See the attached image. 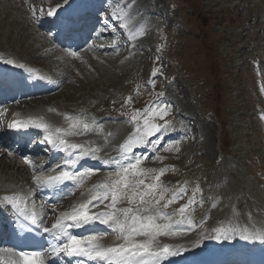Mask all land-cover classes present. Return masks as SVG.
<instances>
[{"label": "rangeland", "instance_id": "rangeland-1", "mask_svg": "<svg viewBox=\"0 0 264 264\" xmlns=\"http://www.w3.org/2000/svg\"><path fill=\"white\" fill-rule=\"evenodd\" d=\"M0 1V47L14 46L16 51L29 55L31 60L42 62L43 59L39 57L37 59L34 51H31L32 48L25 41L26 37L15 31L18 25H26L25 21L21 20L25 19L22 14L18 16L19 18L17 17L19 21L14 19L16 14L11 10L14 6L10 4H14L15 0ZM41 1V5L55 4V0ZM156 1L165 7L162 12H165L169 19L170 3L165 0ZM178 1L179 8L184 9V3L181 0ZM151 2L152 0H147V3ZM189 2L194 4L196 12L197 9L201 10V7L206 6L205 9L213 13L208 16L198 13L193 18L195 31L184 27L180 30L181 27H179V30H176L177 35L174 33L178 39L176 41L178 46H175L171 52L169 48L174 46L172 40L171 46L169 41L168 44L166 41L165 45L169 53L159 55L160 33H157L153 55L146 52L142 58L140 56L138 59H131L128 65L124 64L123 67L114 65L115 62L111 63L109 60H107L108 65L97 61L96 64L83 65L82 69L75 67V72H72L74 79L62 93V97H66L67 94L68 98H72L85 93V95L92 94L89 95L90 99V96L98 93L100 99L124 100L125 88L131 82V73H135V70L141 73L143 81L147 80L149 74L157 68L168 78L174 75L167 81L160 75L158 80L162 87H165V91L169 92L176 87L171 91L174 96L170 94V97L178 105L176 111L181 113L177 117L189 110H194L198 113L200 126L198 125L199 129L197 126L193 127V136L198 138L193 140L197 143L191 145L192 149L186 147L178 158H171V164L175 167L173 173L178 174L179 170L185 169V174L181 178L192 187H195L198 179L202 184V178H205L201 189L203 195L208 192L209 195L216 194L210 183L217 180L220 184L224 176L229 186L231 184L236 188L243 186L247 188L246 197L249 198L251 195L257 201L263 199L264 202V120L259 116L261 111L254 108L256 103L264 106V83H262L264 80V26L262 25L264 20L258 19L256 22L259 27H257L255 21L249 20V12L246 8L240 12H230V15L224 13L223 5L238 3L233 0H186V4ZM259 3V0H253L252 5L263 6ZM228 21H233V25L226 24ZM172 22L177 21L172 20ZM219 22L222 23L219 24ZM173 29L172 26H167L168 31L172 32ZM13 30L15 34L10 32ZM150 40L152 43V36H149L147 45L138 49L143 50L145 46L148 47ZM134 52L131 51L129 54ZM256 56L260 61L258 59L255 62ZM182 64L188 68L187 72L182 71ZM202 95L204 99L201 100ZM207 95L215 98L213 104L217 102L212 110L207 109L211 107V98L207 102L204 101ZM138 98L135 99V106L142 104L137 101ZM117 107L121 109L123 104L119 102ZM99 108L106 110L107 107H102L101 103ZM213 114H216L218 118ZM227 122H231L235 127L233 133L239 147L237 149L230 150L227 146L228 140L224 134ZM251 164L254 169L250 167ZM231 172L237 174L233 175ZM252 173L256 177L252 176ZM217 188L220 191L219 185Z\"/></svg>", "mask_w": 264, "mask_h": 264}, {"label": "snow or ice", "instance_id": "snow-or-ice-1", "mask_svg": "<svg viewBox=\"0 0 264 264\" xmlns=\"http://www.w3.org/2000/svg\"><path fill=\"white\" fill-rule=\"evenodd\" d=\"M71 0H63V3H57L54 7H50L46 11L47 16L59 17L60 11L70 4ZM39 11L43 12V9ZM33 16L37 10L33 6ZM112 16L117 19L121 17L117 12H113ZM76 21L69 17L64 21L65 26L71 30ZM127 25L121 24V27ZM105 27H107L105 25ZM131 36L130 39H135ZM103 47V46H101ZM72 56H77L76 51L71 52ZM5 63L15 65L13 59H6ZM24 67L21 65H16ZM158 70L153 71L156 75ZM39 78V77H38ZM163 96V93L159 94ZM131 100V97L128 98ZM168 105L152 102L144 109H136L130 117V121L134 123L131 134L119 145L120 159L117 160L116 179L110 182L94 186L90 191L89 200L73 206L70 210L60 213L58 218L51 224V227H43V219L36 211H30L27 208H21L17 202L16 196L5 195L0 197V203L11 206L16 209L18 214L22 215L33 225L42 227L44 233H51L59 239L64 237L65 242L51 248L53 255L65 253L67 255L84 256L93 261H100L102 264H160L162 258L167 256L178 255L181 249L173 251V246L163 244L161 246L158 237L160 236H176L181 234L185 226L182 220L188 215L189 210L198 202L195 199V192L187 203L181 205L172 213L165 210L174 202L183 199L187 189L183 186H177V189L170 190L168 186L161 182V177L166 169L161 168L158 172L153 169H144L140 167L142 159H147L143 155H136L135 149L152 142V137L157 133L163 132L170 127V123L164 120L163 124L154 122L157 119H164L168 114ZM67 127H53L46 123L43 117L25 121L14 119L10 128L25 129L35 126L43 129L48 135L45 142L61 151L72 150L76 156V160H65L62 165L57 166L56 175L33 176V181L39 188H50L62 185L67 181L76 182L77 186L83 182L84 178L91 175L93 170H85L81 172H71L68 166L75 164L77 160L84 156L99 158L96 153L101 149L99 147L86 149L84 145L72 143L66 137L84 135L96 131L95 121L89 122L79 115L65 114ZM141 119L143 122L141 123ZM30 164L31 161H28ZM63 168L64 170H59ZM156 172L150 177V183H146L149 179V173ZM134 177H144L143 179H132ZM171 191V195L165 201L166 194ZM200 189L197 187L196 192ZM127 197L128 207H118V203ZM109 201L105 207L109 210L99 213L90 212L89 209L93 205L103 204ZM179 215L180 220H174L173 217ZM96 221L108 225L113 232H118V240L123 243H117L114 246H104L101 243V236L98 234H89L84 237H78L68 233L67 229L72 227H84ZM190 230V226L188 227ZM216 234L211 237L217 240L233 239L235 235H241L245 240H259L264 242V233L250 232L243 234L247 229L237 230L236 228H216L213 230ZM198 246V244L196 245ZM19 256L22 264H45L41 253L37 251H20Z\"/></svg>", "mask_w": 264, "mask_h": 264}, {"label": "bare ground", "instance_id": "bare-ground-1", "mask_svg": "<svg viewBox=\"0 0 264 264\" xmlns=\"http://www.w3.org/2000/svg\"><path fill=\"white\" fill-rule=\"evenodd\" d=\"M0 4H1V1H0ZM21 5L24 6V8H27V6H26L27 3L24 0H22ZM12 8H13V10H16V6H14ZM139 8H142V7H139ZM106 9H108V7ZM148 13L154 14V13H156V11H155V9H153V10L149 11ZM20 15L21 14H19V16ZM32 28L35 29L34 31H38V28L34 23V18H31L30 21L26 25H23V26L18 25V29H16L15 31H17L18 33H21L24 38L26 37L25 41L27 43H29V46L33 49V51L38 52L39 56H41V57L50 56L51 57L52 56V49L51 48H49V49H42L41 48V46L43 45V41L40 39V34H36V36L31 35L33 32ZM10 32L13 34L14 30L10 31ZM142 39H144L143 42H142ZM148 39H149V35L142 36V38L139 40L140 42L136 43L138 48L143 47L145 45L144 43L148 44V42H149ZM118 46L122 47L123 42H119ZM9 47L14 48V46H9ZM145 47H147V46H145ZM4 49H5L4 47H0V52L3 51ZM124 51H125V49H124ZM6 53H8V52H6ZM3 55H5V54H3ZM37 59H39V58L37 57ZM40 59H42V58H40ZM108 60L111 63L115 62L114 58H111ZM54 61H55V59L51 58L50 63H53ZM68 96L69 95L66 94L67 98H68ZM58 97H60V95L55 96L54 99L58 98ZM67 98L59 99V102H57V104H64L65 101L68 100ZM41 99H42L41 100L42 102L47 103L44 106V108H41L40 106H36L38 108L35 109L34 111H31L29 108H27V109H25L23 116L27 119L31 118L34 120L38 119L40 117H43L44 121L46 123L51 124L53 127L66 128L67 127V121L65 119V115L56 116L53 112H50V109H49L50 108V105H49L50 98H46L44 100H43V98H41ZM72 106L73 105L68 104V106H66L65 108H69ZM58 107L61 109V105H58ZM73 111H75V110H73ZM58 112L65 114V111H62V110H59ZM49 114H50V116H49ZM61 117L64 119L62 121H57ZM107 125H109V124H107ZM118 130H119V128L118 129L115 128L114 130L110 131L111 135H114L115 132ZM90 134L93 135L92 132H90ZM0 139L5 140L3 138H0ZM83 142L86 145V147H88V148L98 147L96 141L95 142H88L87 140H84ZM7 144H8L7 142L6 143L0 142V146L7 145ZM105 149H107V148H105ZM19 167H21V165L19 163L10 160V157L8 155H6L5 153H3V152L1 153V155H0V187H11L13 184H16L15 178H19L22 175L21 169ZM6 178H7V180H6ZM24 179H26V178L24 177ZM223 181L226 184L227 180L223 179ZM224 188L226 190L225 196L228 199V201L230 202L227 204L229 206V208L226 210V212L222 213V215H220V214L216 215V217H220L221 220H218V218H216L214 228L215 229L220 228V227L228 228V226H231L232 228H236L237 230L247 229V231L244 233H247L250 229H255L259 223V220H258V215L256 213H254V211L258 210V207H261L259 209V211L260 210L264 211V202H258L257 199H255V198H253L249 201L247 200L249 203H246V201H242L244 199V196L248 195V192H247L246 188L243 189V187H241V186L238 187V188H240V190L237 189L235 186H232V184L230 186H227ZM247 206H249L250 208H247ZM202 230H203V232L208 231L207 227H205ZM174 239H181L182 241H184L186 243H190V244H192V243L198 244L197 239L192 240L191 236L187 235V234L183 235V236L176 235V236H160V237H158V240L160 243H168ZM201 241L204 242V240H201Z\"/></svg>", "mask_w": 264, "mask_h": 264}]
</instances>
